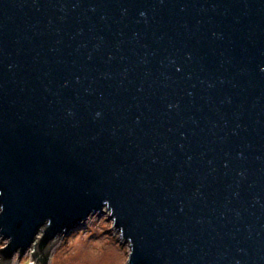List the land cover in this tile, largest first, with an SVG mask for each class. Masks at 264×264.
I'll return each mask as SVG.
<instances>
[{"label":"water","instance_id":"water-1","mask_svg":"<svg viewBox=\"0 0 264 264\" xmlns=\"http://www.w3.org/2000/svg\"><path fill=\"white\" fill-rule=\"evenodd\" d=\"M105 208L128 264H264V0H0V262Z\"/></svg>","mask_w":264,"mask_h":264},{"label":"rangeland","instance_id":"rangeland-1","mask_svg":"<svg viewBox=\"0 0 264 264\" xmlns=\"http://www.w3.org/2000/svg\"><path fill=\"white\" fill-rule=\"evenodd\" d=\"M113 226L108 209L91 215L54 241L57 243L49 251L48 264H128L130 244ZM7 244L8 240L0 236V249ZM34 247L22 256L16 254L8 264H39L37 260L30 263Z\"/></svg>","mask_w":264,"mask_h":264},{"label":"trees","instance_id":"trees-1","mask_svg":"<svg viewBox=\"0 0 264 264\" xmlns=\"http://www.w3.org/2000/svg\"><path fill=\"white\" fill-rule=\"evenodd\" d=\"M36 256L38 257L36 260L39 264H48V262H49V255L48 254L44 255L43 258L39 257L38 255H36Z\"/></svg>","mask_w":264,"mask_h":264}]
</instances>
